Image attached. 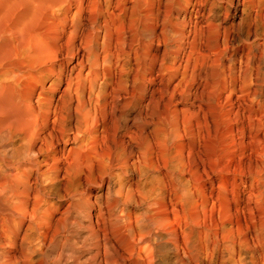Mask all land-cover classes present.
<instances>
[{
	"label": "clouds",
	"instance_id": "obj_1",
	"mask_svg": "<svg viewBox=\"0 0 264 264\" xmlns=\"http://www.w3.org/2000/svg\"><path fill=\"white\" fill-rule=\"evenodd\" d=\"M262 49L264 0H0V264H264Z\"/></svg>",
	"mask_w": 264,
	"mask_h": 264
},
{
	"label": "bare ground",
	"instance_id": "obj_2",
	"mask_svg": "<svg viewBox=\"0 0 264 264\" xmlns=\"http://www.w3.org/2000/svg\"><path fill=\"white\" fill-rule=\"evenodd\" d=\"M10 15L14 18H19L23 15L22 9L13 8L10 12ZM264 51V49H262ZM180 217L177 216L176 220H179ZM159 264H181L180 259L176 256L174 250L171 246L165 243L163 240L161 241L160 248H159Z\"/></svg>",
	"mask_w": 264,
	"mask_h": 264
}]
</instances>
